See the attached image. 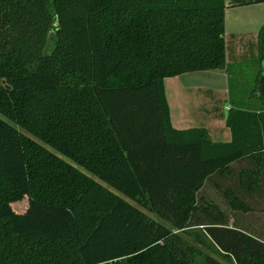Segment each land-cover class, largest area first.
<instances>
[{
    "label": "trees",
    "instance_id": "trees-1",
    "mask_svg": "<svg viewBox=\"0 0 264 264\" xmlns=\"http://www.w3.org/2000/svg\"><path fill=\"white\" fill-rule=\"evenodd\" d=\"M225 9L0 0V264H191L175 230L194 228L234 264H264V208L241 196L261 188L264 110L232 105V139L213 141L172 125L165 92L166 77L229 69ZM259 49L264 62V25ZM256 89L264 100V63ZM8 192L28 196L26 210Z\"/></svg>",
    "mask_w": 264,
    "mask_h": 264
},
{
    "label": "crops",
    "instance_id": "crops-1",
    "mask_svg": "<svg viewBox=\"0 0 264 264\" xmlns=\"http://www.w3.org/2000/svg\"><path fill=\"white\" fill-rule=\"evenodd\" d=\"M225 43L228 67L260 59L259 32L264 25V0H225ZM264 63V62H262ZM201 71L212 76L214 85L190 82ZM229 70L185 72L164 79L172 125L177 129L203 127L213 141L232 139L226 119ZM212 84V83H210Z\"/></svg>",
    "mask_w": 264,
    "mask_h": 264
},
{
    "label": "rangeland",
    "instance_id": "rangeland-1",
    "mask_svg": "<svg viewBox=\"0 0 264 264\" xmlns=\"http://www.w3.org/2000/svg\"><path fill=\"white\" fill-rule=\"evenodd\" d=\"M229 75L228 78V88L230 89L229 97L225 101L226 104H230L239 108L251 109V110H264V100L261 97V94L258 93L256 89L258 79L260 78L261 72L263 70V63L262 60H255L251 61L249 64L243 66H230L229 67ZM202 74L199 76L200 79H195L190 82L194 83H201L207 85H214L210 79L212 78L211 75L206 72L201 71ZM212 83V84H210ZM3 118L7 119L3 115L0 114ZM19 129L23 130L22 127ZM36 140H38L41 144L47 147L49 150L53 151L65 161L73 164L92 178L102 182L103 184L107 185V183L101 181L95 174L84 168L83 166L79 165L77 162L69 158L68 156L64 155L60 151L56 150L49 144L43 142L42 140L38 139L34 135L30 134ZM249 166L253 165L251 159L246 158L234 164L235 168L238 170L242 166ZM217 181V180H216ZM5 191V190H4ZM4 191H1L0 194H6ZM118 192V191H117ZM121 194L120 192H118ZM207 197L213 198L216 202L217 200L222 203L224 209L228 210L225 202L223 201V197L219 196L217 199V191L213 185H209L206 190L204 191ZM9 198L11 200V204L14 209L19 212H23L26 210L28 206V196H16L13 192H8ZM122 195V194H121ZM127 200L131 201L134 205L143 209L148 215L152 218L165 223L166 225L171 227V222L161 218L154 212L149 211L146 208L141 207L139 204L131 200V198L122 195ZM242 198L255 209L264 208V175L261 184V188L254 192L248 193L243 192L241 194ZM210 212L217 217V209L211 208ZM178 233L177 245L180 247L181 250L185 251L190 258L191 264H232L233 262L224 254H221L217 251L216 246L210 239L204 236L202 229L194 228L192 232H184L175 230ZM200 235V236H197ZM126 264V263H125ZM234 264V263H233Z\"/></svg>",
    "mask_w": 264,
    "mask_h": 264
}]
</instances>
